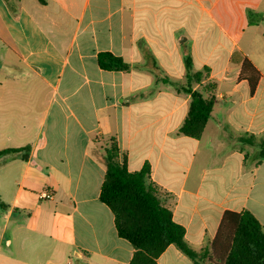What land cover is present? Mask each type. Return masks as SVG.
Segmentation results:
<instances>
[{
	"label": "crops",
	"instance_id": "0c3cea01",
	"mask_svg": "<svg viewBox=\"0 0 264 264\" xmlns=\"http://www.w3.org/2000/svg\"><path fill=\"white\" fill-rule=\"evenodd\" d=\"M184 84L215 99L199 139ZM112 139L196 252L227 212L264 229V0H0V152L30 147L0 157V264H130L100 201ZM157 264L195 263L171 245Z\"/></svg>",
	"mask_w": 264,
	"mask_h": 264
},
{
	"label": "trees",
	"instance_id": "16d2710c",
	"mask_svg": "<svg viewBox=\"0 0 264 264\" xmlns=\"http://www.w3.org/2000/svg\"><path fill=\"white\" fill-rule=\"evenodd\" d=\"M98 63L104 70L130 69L122 58L109 52L100 53ZM240 76L249 80L254 93L257 85L254 76L260 77V74L249 60L243 62ZM198 77L201 78L202 73L191 75L192 80ZM184 89L191 96V104L180 134L199 139L211 117L215 99H206L200 92ZM29 151V146L7 149L0 152V157L24 152L23 158L27 159ZM259 157L264 160V141ZM104 165L106 176L100 201L114 214L119 237L128 241L135 250L130 264H157L171 245H175L195 264H264V229L251 212H227L213 243L206 250L196 252L185 241V228L173 220L171 211L160 204L147 185L148 169L129 171L126 164L120 161L115 139L111 140L106 150Z\"/></svg>",
	"mask_w": 264,
	"mask_h": 264
},
{
	"label": "rangeland",
	"instance_id": "374dc122",
	"mask_svg": "<svg viewBox=\"0 0 264 264\" xmlns=\"http://www.w3.org/2000/svg\"><path fill=\"white\" fill-rule=\"evenodd\" d=\"M202 76L204 77V78H207V73L204 71V70H202ZM194 84H195V82H194ZM179 85V84H178ZM180 86V85H179ZM184 86V88H186V89H189V85L188 84H184L183 85ZM183 86H181V87H183ZM176 87V86H175ZM192 87H193V85H192ZM221 88H220V92H226L227 94H231V88H232V86H227L226 85V87L225 86H220ZM228 99H230L229 97H228ZM71 261L73 262V264H77V260H76V258L75 257H72L71 258Z\"/></svg>",
	"mask_w": 264,
	"mask_h": 264
},
{
	"label": "built area",
	"instance_id": "2783aa9c",
	"mask_svg": "<svg viewBox=\"0 0 264 264\" xmlns=\"http://www.w3.org/2000/svg\"><path fill=\"white\" fill-rule=\"evenodd\" d=\"M42 198H44V199H53V194L50 193V192H44L42 194Z\"/></svg>",
	"mask_w": 264,
	"mask_h": 264
}]
</instances>
